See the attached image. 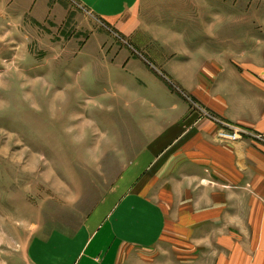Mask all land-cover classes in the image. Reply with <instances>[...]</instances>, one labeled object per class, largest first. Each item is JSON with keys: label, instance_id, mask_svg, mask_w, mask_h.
<instances>
[{"label": "crops", "instance_id": "obj_1", "mask_svg": "<svg viewBox=\"0 0 264 264\" xmlns=\"http://www.w3.org/2000/svg\"><path fill=\"white\" fill-rule=\"evenodd\" d=\"M76 1L145 57L127 62L128 161L75 226L33 231L0 264H199L213 233L240 248L248 230L264 248V31L236 46L228 33L200 34L202 18L183 14L194 0ZM59 2L0 0V17L60 19ZM221 122L246 134L222 143Z\"/></svg>", "mask_w": 264, "mask_h": 264}, {"label": "rangeland", "instance_id": "obj_2", "mask_svg": "<svg viewBox=\"0 0 264 264\" xmlns=\"http://www.w3.org/2000/svg\"><path fill=\"white\" fill-rule=\"evenodd\" d=\"M58 1L60 19L1 9L0 255L35 230L71 229L128 161L134 120L127 111L132 117L134 109L126 104V95L133 97L127 62L145 57L76 0ZM194 4L183 14L202 18L200 34L225 32L236 46L264 31V0ZM254 220L248 216V225ZM256 235L248 230L238 248L229 233H209L212 246L196 248L199 264H264ZM259 251L263 262L255 260Z\"/></svg>", "mask_w": 264, "mask_h": 264}, {"label": "built area", "instance_id": "obj_3", "mask_svg": "<svg viewBox=\"0 0 264 264\" xmlns=\"http://www.w3.org/2000/svg\"><path fill=\"white\" fill-rule=\"evenodd\" d=\"M245 134L243 128L227 122H221L215 133L216 138L222 143L239 141Z\"/></svg>", "mask_w": 264, "mask_h": 264}]
</instances>
